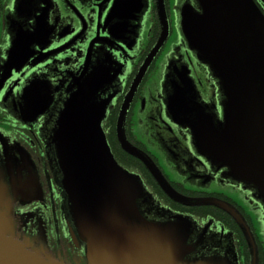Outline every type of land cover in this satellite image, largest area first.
I'll return each mask as SVG.
<instances>
[{
  "label": "flooded vegetation",
  "instance_id": "obj_1",
  "mask_svg": "<svg viewBox=\"0 0 264 264\" xmlns=\"http://www.w3.org/2000/svg\"><path fill=\"white\" fill-rule=\"evenodd\" d=\"M121 1L0 0V186L13 200L14 237L42 256L64 264H86L84 244L71 230L45 143L74 79L84 68L99 65L109 80L102 96L114 94L102 129L118 165L138 175L152 195L150 217L165 222L172 215L190 216L197 235L204 231L202 248L207 254L231 248L238 264H249L246 241L226 212L171 201L145 166L118 143L115 125L121 105L161 29L157 0H131L124 12L113 13L114 4ZM254 2L264 14V0ZM186 3L197 6L195 0H163L168 38L131 98L124 134L177 193L232 206L248 225L259 264H264L262 191L230 178L225 168L199 155L190 130L173 121L167 110L171 85L184 70L198 101L222 117L217 80L187 47L179 29ZM30 87L39 92L37 102L51 101L35 117L23 112ZM23 199L31 201L24 205Z\"/></svg>",
  "mask_w": 264,
  "mask_h": 264
},
{
  "label": "water",
  "instance_id": "obj_2",
  "mask_svg": "<svg viewBox=\"0 0 264 264\" xmlns=\"http://www.w3.org/2000/svg\"><path fill=\"white\" fill-rule=\"evenodd\" d=\"M129 1L116 2L112 12H124ZM195 2L196 8L188 3L181 8L179 29L187 47L217 80L222 117L217 118L198 101L193 82L186 73L182 75L184 70L171 85L168 113L190 130L199 155L264 195V14L254 0ZM157 9L160 34L121 105L115 125L118 143L145 166L171 201L188 207L214 206L226 212L246 241L249 264H259L254 237L232 206L177 193L151 159L126 140L124 123L131 98L169 34L163 0H157ZM105 74L98 65L84 68L74 79L45 143L71 230L84 244L86 264H238L231 248L207 254L202 248L204 231L197 235L190 216L172 215L165 222L150 217L152 195L138 175L118 165L102 129L114 97L102 96L109 83ZM26 95L23 112L33 117L50 106L48 99L36 101L39 92L33 87ZM12 203L1 185L0 264H64L14 237ZM208 241L213 244V238Z\"/></svg>",
  "mask_w": 264,
  "mask_h": 264
}]
</instances>
